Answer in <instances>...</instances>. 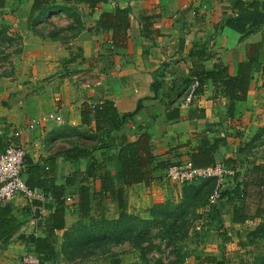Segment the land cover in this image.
I'll return each mask as SVG.
<instances>
[{"label":"crops","instance_id":"obj_1","mask_svg":"<svg viewBox=\"0 0 264 264\" xmlns=\"http://www.w3.org/2000/svg\"><path fill=\"white\" fill-rule=\"evenodd\" d=\"M234 1L108 0L95 8L70 3L79 23L64 12H53L33 28L29 24L32 0H5L0 7V39L6 37L12 43V37H17V44L10 54L0 50V58L5 59L0 61V65L4 63L0 67V151L8 143L24 148L27 159L38 166L42 175H53L61 184L72 174L73 165L60 152L76 144L88 149L92 145L82 142L69 129L91 128L92 121L89 126L81 123L84 100H112L120 115L138 106L116 134L127 136L129 141L147 135L154 161L163 163L148 186L135 183L125 188L128 212L147 217L143 207L164 196L177 197L180 186L165 180L166 167L190 160L204 134L223 139L215 155L219 162L224 156L237 158L242 143L264 125V26L243 35L226 25L225 19L236 14ZM116 6L130 8V27L123 48L113 47L111 31H88L102 12H111ZM12 9L17 11L13 13ZM141 15L149 17L147 28L143 27ZM68 25L75 28L63 29ZM58 28L63 30L50 37V31ZM248 59L254 64L246 98L234 102L231 114L228 98L214 91L210 81L203 83L190 104L184 103L189 88L184 80L192 77L196 65L212 69L215 63H222L228 74L235 76L238 63ZM51 113H58L62 121L51 119ZM115 151L114 147L103 148L95 150V155L102 162ZM105 164L114 169L112 162ZM85 166L86 160L81 159V172ZM246 166L245 162L239 168ZM234 182L231 179L223 189L231 188ZM106 203L107 217L117 218L116 201ZM230 203L224 198L218 210L223 228L233 239V228H245L255 221L232 224ZM2 204H8L14 214L26 208L19 195ZM51 206L52 198L40 204L42 217L50 213ZM26 217L19 218L21 227L7 243H0V264H22L25 254L34 253L26 237L44 233L39 224H32ZM75 217L70 211L65 216V227L50 236L57 250ZM215 227L213 221L211 230ZM218 247H209L210 252L203 257L215 255ZM113 258L109 263L102 261H125L124 255H118L120 263ZM98 259L102 258L68 262L58 252L43 264H93Z\"/></svg>","mask_w":264,"mask_h":264},{"label":"trees","instance_id":"obj_2","mask_svg":"<svg viewBox=\"0 0 264 264\" xmlns=\"http://www.w3.org/2000/svg\"><path fill=\"white\" fill-rule=\"evenodd\" d=\"M4 1L0 0V7L4 6ZM106 2L108 0H32L29 24L34 28L53 12H64L79 23L78 16L70 3H85L90 8H95ZM233 8L236 14L228 16L225 24L243 35L264 26V2L235 0ZM129 14V7L116 6L111 12H102L95 26L88 31L90 33L111 31L113 47L123 48L127 41V29L130 27ZM140 19L143 27L147 28L146 22L149 17L141 15ZM74 28L73 25H68L63 29L71 31ZM63 29L50 31V37H55ZM253 64L252 59L240 61L235 76H230L227 66L222 63H215L212 69L196 65L191 72L192 77L185 79L184 84L190 86L195 77L199 81V87L196 90L198 92L205 81H210L214 91L222 92L228 98V113L231 114L234 102L246 98ZM83 107L81 123L89 126L92 121L91 128L89 130L82 127L69 129L77 132V135L96 142L89 149L76 144L60 152L73 165V172L64 183H56L53 175H42L38 166L29 161L26 155L24 157L21 174L25 183L31 188L44 191L52 198L50 213L42 217L39 212L41 217L38 224L44 234L42 236L29 234L26 237L34 253L40 258V264L52 260L58 252L68 262L89 259L98 254L109 253L113 246L126 241L139 249L143 257L147 250L151 249L149 246L143 247L145 240L152 236L168 238L170 244L182 240L189 235L191 221L199 214H203L204 222L210 228L207 231L208 236L210 232H217L216 234L223 235L224 243L230 240V234L223 228L218 204H208V196L215 187L213 178L180 184L177 197L149 207L148 217L142 218L129 213L125 188L135 183L148 186L153 180L154 172L160 169L163 163L154 161L147 135L144 134L134 141H129L127 136L116 134L122 129L126 119L137 112L138 106L135 110L121 115L114 102L109 99L100 101L92 109L84 103ZM263 134L264 126L250 142L239 148L237 158L224 156L219 161L224 166L238 169L233 178L235 180L233 186L225 188L219 200L227 198L231 202L230 222L240 225L249 219L255 221L254 227L246 232V243L261 245L262 251L253 258L251 264H264V160L257 161L253 156L248 157L244 150L247 151V148ZM222 144L221 137H209L204 134L196 149L190 154L191 163L194 166L215 164L217 162L215 155ZM113 147L116 151L99 162L95 150ZM81 159L86 160V166L82 172L80 171ZM105 162H112L114 169L110 170L106 167ZM245 162L247 166L240 169L241 164ZM95 181L99 182L98 188H95ZM68 196L71 197L70 200L66 199ZM108 200L117 203L118 216L115 219H109L106 215ZM70 211L75 214L76 221L64 232L61 245L57 250L49 238L56 230L65 227V216ZM29 215L27 206L19 214H14L8 204H0V243H7L21 227L22 221L19 218L29 217ZM213 221H216L215 231L211 230ZM150 228H155L156 231L152 232ZM219 247L222 249L218 250L217 256L207 255L203 259L218 262V264H237L226 256L224 246ZM177 262L179 263V260Z\"/></svg>","mask_w":264,"mask_h":264},{"label":"rangeland","instance_id":"obj_3","mask_svg":"<svg viewBox=\"0 0 264 264\" xmlns=\"http://www.w3.org/2000/svg\"><path fill=\"white\" fill-rule=\"evenodd\" d=\"M15 11L17 10L16 9L11 10V12L13 13ZM12 39H13L12 43L9 42V39H6V37L5 38L2 37L0 39V50L2 53L10 54L11 50L15 49L17 44V37L16 38L12 37ZM6 41H7V45L5 44ZM4 60H5L4 57L0 58L1 62ZM3 64L0 65V67H2ZM263 126L264 125L259 126L255 130V132L245 142L242 143V146L250 142L252 138L260 131V129ZM77 137L84 143H90V144L94 143V140L85 138L82 135H77ZM244 153L249 155L248 157H252V156L255 157L257 161L264 160V134L260 138L255 140V142H253L252 145L247 148V151L245 149ZM164 178L165 180L169 181L165 177V175ZM173 184L176 185V183ZM172 198L175 199L174 197L164 196L161 200L153 203L151 206L157 203H163L165 201H168V199H172ZM217 204H219V202L216 203V205ZM149 207L148 206L143 207L142 210L143 212H145L144 216L149 214ZM202 216L203 214H199L196 216L195 219L191 221L189 235L186 238L179 240L173 244L168 243V238L165 239L160 236H152L143 242V247L149 246L151 247V249L147 250L146 254H144V256L142 257L141 251L139 249H136L131 243L126 241L113 246L110 249V251H108L109 253L98 254L99 256L96 255L94 257H91L93 259L102 258L101 261L98 259L93 264H104L105 261L106 262L108 261L109 263V261L112 260L111 257L112 255L113 257L115 256L117 260L119 259L118 263H120V258H118L119 254L124 255L125 261L123 262V264H174L175 261H176L175 264H218V262L216 263L213 261L209 262V260L207 261L202 259V257L205 256L207 252H210L209 247L210 248L217 247L218 245L219 246L222 245L225 247L226 256L229 258V260L233 261L234 263L251 264L253 258L262 251L261 245H257V244L250 245L246 243L247 242V239L245 237L246 232L252 229L255 224L253 225L252 223H248L245 226V228L244 227H240L238 229L233 228L234 232H231L233 239L230 238L231 241L229 240L224 243L222 238L223 235L220 236L216 233L210 232L211 235H209L210 236L209 238V236L207 235V231L210 228L208 225H206ZM200 222L202 228L201 230H196L195 226H197V224ZM150 230L152 232L156 231L155 228H150ZM240 243L245 245L242 246ZM219 249L221 250L222 248L218 247V250ZM217 253L219 252L217 251L215 256H217ZM181 257H183L182 260ZM115 258H113V260ZM189 259L192 260V263L189 262ZM178 260L179 263L177 262Z\"/></svg>","mask_w":264,"mask_h":264},{"label":"built area","instance_id":"obj_4","mask_svg":"<svg viewBox=\"0 0 264 264\" xmlns=\"http://www.w3.org/2000/svg\"><path fill=\"white\" fill-rule=\"evenodd\" d=\"M199 81L194 77L187 94L184 98L185 104H190L195 95ZM86 106L92 109L99 101L84 100ZM51 119L61 122L62 118L58 113H51ZM26 151L20 146L12 143L6 144L0 151V204L11 201L15 196H21L30 211V221L38 224L40 220V204L50 199L51 196L37 188H31L22 177L21 171L24 167ZM238 169L224 166L216 162L208 166H194L190 160L183 163H172L166 167L165 177L176 184L190 183L200 179H215V187L208 196L210 204H216L220 200L221 192L225 183L233 180ZM70 196L66 197L70 200ZM196 230L201 229V222L195 226ZM22 264H40V258L35 253L25 254Z\"/></svg>","mask_w":264,"mask_h":264}]
</instances>
